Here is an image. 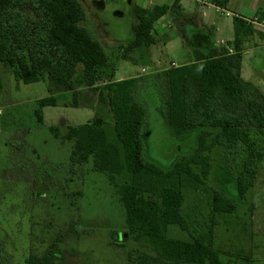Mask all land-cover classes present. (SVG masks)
I'll return each instance as SVG.
<instances>
[{"label":"trees","instance_id":"16d2710c","mask_svg":"<svg viewBox=\"0 0 264 264\" xmlns=\"http://www.w3.org/2000/svg\"><path fill=\"white\" fill-rule=\"evenodd\" d=\"M177 9L178 0L149 9L133 0V36L111 52L117 55L114 60L152 64L149 49L158 45L156 26ZM87 17L81 0H0V63L25 84L45 78L52 84V95L37 100L34 115L39 125L44 124V109L59 107L64 93L73 95L70 107H79L76 77L82 66L85 88L108 109L111 121L97 116L83 126L69 127L66 138L74 142L71 160L75 165L93 160L94 170L105 173L116 189L127 214L126 231L115 233L112 245L126 248L133 241L141 246L128 253V264H224L223 253L215 247L217 219L235 215L238 203L224 190L209 187L207 178L214 151L220 150L227 163L220 168L233 177L242 199L255 188L258 166L264 161V93L243 82V55L237 46L240 34L253 26L235 19L233 54L215 51L212 33L204 43L206 52L195 47L192 63L161 72L168 126L180 140H196L193 152L165 171L145 158L148 113L138 99L145 79H114V60L84 26ZM108 75L110 80L99 85ZM201 191L210 218L206 222L197 213L199 217L189 221L184 206L188 200L201 203ZM172 228L188 238H169ZM4 251L0 250V264H10ZM62 263L56 243L26 260Z\"/></svg>","mask_w":264,"mask_h":264},{"label":"rangeland","instance_id":"374dc122","mask_svg":"<svg viewBox=\"0 0 264 264\" xmlns=\"http://www.w3.org/2000/svg\"><path fill=\"white\" fill-rule=\"evenodd\" d=\"M81 1L88 15L84 26L114 60L117 55L111 52H117V47L127 44L133 36L131 15L122 0L117 5L105 0V19L101 15L103 22L97 25L93 18L98 16L101 3ZM141 2L145 1L137 0ZM115 9L123 11L124 18L117 19ZM257 54L262 56L264 66V49ZM157 58L163 66L168 64L169 59L159 53ZM139 62L115 59L116 78L145 75V89L138 96L148 113L143 129L145 158L167 171L193 152L196 140L194 136L180 140L173 135L165 118L166 86L161 78L152 75L153 64ZM144 68L148 70L146 74L141 73ZM257 69L262 72L263 67L259 65ZM109 80L110 75L103 77L99 85ZM76 83L80 87L79 107H70L73 95L64 93L59 102L68 107L45 108L44 124L39 125L34 115L37 100L52 95V84L47 78L25 84L0 63V250L9 254L10 264H26L30 254H40L54 243L61 250L62 264H128V253L141 247L133 241L126 248L112 245L115 233L126 231L127 214L116 189L105 173L94 170L93 160L72 163L74 142L66 138L68 128L83 126L97 116L111 121L108 109L85 88L82 66ZM211 159L207 185L224 190L238 203L235 215L217 219L215 247L223 253V263L264 264V161L258 166L255 188L239 199L233 177L220 168L227 165L224 158L221 160L220 150L214 151ZM204 195L201 191V203L196 205L192 200L186 202L184 213L189 221L199 214L206 222L209 220ZM168 237L185 240L188 234L172 228ZM42 240L44 245L40 244Z\"/></svg>","mask_w":264,"mask_h":264},{"label":"crops","instance_id":"0c3cea01","mask_svg":"<svg viewBox=\"0 0 264 264\" xmlns=\"http://www.w3.org/2000/svg\"><path fill=\"white\" fill-rule=\"evenodd\" d=\"M139 4L143 8H152L156 5H172L175 0H144ZM180 9H177V14H173V17H165L160 20L156 31L158 33V45L149 49L150 60L154 65L155 76L160 77L161 72L171 68L175 63L178 66L187 65L193 62V50L200 49L206 52L205 40L208 36L212 35L215 41V51L218 53H226L227 48H231L234 51L235 45V19L248 22L256 18L264 19V0H208V4H202V0H178ZM99 3L97 17L94 16V22L97 25H101L103 22L101 19L104 12L107 9L103 6L105 0H95ZM112 3L117 5L121 3V0H112ZM125 6L127 14L130 16L131 5L133 0H122ZM115 16L117 19L124 18V12L120 9H115ZM228 12L230 17L225 16L223 13ZM131 23H132V19ZM223 36H226L224 38ZM194 41L196 46L189 41ZM200 41H203L201 44ZM237 46L242 52L243 63L241 77L246 85L258 89L263 93L264 91V66L261 59V55L258 56V52L264 49V32L260 31L256 27H250L246 32L240 34ZM200 42V43H198ZM221 42H225L227 47L221 45ZM198 43V44H197ZM199 45V46H198ZM107 50V49H106ZM157 53L162 58H168V64L163 66L162 62L158 60ZM176 59L180 60L178 62ZM261 65L263 67L262 72L258 71L257 67ZM143 71V69H142ZM141 71V73H142ZM145 75H134L128 78H116V72L114 73L115 80L122 81L130 78L143 77ZM66 94V93H65ZM61 96V95H60ZM60 106H63L61 104ZM59 106V107H60ZM45 121V117H44Z\"/></svg>","mask_w":264,"mask_h":264},{"label":"built area","instance_id":"2783aa9c","mask_svg":"<svg viewBox=\"0 0 264 264\" xmlns=\"http://www.w3.org/2000/svg\"><path fill=\"white\" fill-rule=\"evenodd\" d=\"M201 3L202 4H208V0H202ZM223 14L225 16H227V17H230L231 16V14L228 13V12H225ZM247 23L250 24V25H252V26H254V27H256L260 31H263L264 32V19H262V18H256V19H254L252 21H248ZM220 44L223 45V46H225V47H227V44L225 42H221ZM227 52L230 53V54H233L234 53L233 49H231V48H227ZM172 67L173 68H177L179 66L174 63L172 65ZM147 71L148 70L144 68L142 72H143V74H146Z\"/></svg>","mask_w":264,"mask_h":264}]
</instances>
